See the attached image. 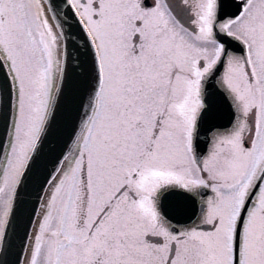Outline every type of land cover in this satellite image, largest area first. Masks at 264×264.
Listing matches in <instances>:
<instances>
[{
  "label": "snow or ice",
  "instance_id": "snow-or-ice-1",
  "mask_svg": "<svg viewBox=\"0 0 264 264\" xmlns=\"http://www.w3.org/2000/svg\"><path fill=\"white\" fill-rule=\"evenodd\" d=\"M0 264H264V0H0Z\"/></svg>",
  "mask_w": 264,
  "mask_h": 264
}]
</instances>
